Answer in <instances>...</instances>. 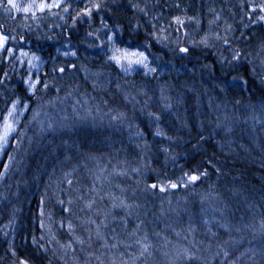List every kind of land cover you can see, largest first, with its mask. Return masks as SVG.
Masks as SVG:
<instances>
[{"label": "trees", "instance_id": "16d2710c", "mask_svg": "<svg viewBox=\"0 0 264 264\" xmlns=\"http://www.w3.org/2000/svg\"><path fill=\"white\" fill-rule=\"evenodd\" d=\"M70 2L73 5L72 17H74L78 8L73 0ZM104 2L107 4L106 8L99 13H94L91 20L79 19L75 26L72 18L63 12H60V16L64 19L47 14L43 15L37 25L32 20L24 21L22 14H14L15 19H7L0 10V23L15 28V34L18 37L24 35L26 43L21 42L24 48L31 49L45 60L41 79L50 81L49 90L44 91L38 85L37 96L34 97L27 92V86L22 82L25 75L22 73L23 70L17 66L15 72H10L11 79L0 85V112L5 107V97L9 101L20 97L30 104V113L28 112L23 120L25 123L29 120L32 109L36 107L51 112L66 111L63 115L69 117L76 109L77 100L83 102L94 97L98 105L97 109H99V122H106L102 125L103 129L95 131L87 128L81 134L75 130L76 133L68 135L63 128L58 129L59 133L55 134L51 140L48 141L45 138L40 142L34 143L33 141V146L28 151L19 153L17 157L13 156L14 139L12 140L11 149L6 151L0 161V173L4 172V165L9 167L5 179L0 180V264H14L17 259L12 255L9 244L15 247L18 256L31 255L34 257L35 264H47L46 258L49 257L50 252L44 253L31 243V237L35 236L38 240L42 237L40 201L45 198L46 209L52 211L55 219L59 220L61 212L59 205L55 203L53 181L61 178L63 171H70L74 166L79 165V154L83 158L97 157L98 160H108L113 164V161L119 160L127 162L118 166L128 171L122 182L114 180L113 185L104 182V191H112L116 196H120V188L116 187L120 185L127 189L123 195L128 197L129 202L142 203L141 212L137 217H128L126 229L117 219L110 224L108 231L111 234V228L114 227L121 233V237L125 238L127 232H130L139 220H142L144 223L141 228L147 232L153 244V254L148 257V264H170V260L167 262L161 259V255H157L159 250L156 244L162 245V242L155 234L161 225L148 221L154 216V212L159 211L158 205L165 201H160L159 192H145L143 184L137 185L136 181L140 177L132 172V169L137 167L133 164L136 159L131 160L133 158L132 145L133 143L142 145L143 142L138 140L134 135L135 132L127 133L124 128L113 131L111 127L118 126V123H113L115 121L101 120V116L110 117L117 111L127 113L130 119H132V114L137 116L138 112H133L131 104L135 103L137 108L143 106L136 100L132 101L131 97L139 92L141 87L147 93V105L146 114L143 117L146 120L141 124L140 129L145 133V139L151 146V150L144 154L139 147L138 158L144 161L139 167L142 168L147 182L151 183L157 176L163 181L168 179L176 181L184 172L193 170L196 166L207 169L209 172V177L195 186L190 185L188 189L170 190V193L177 196L174 198L169 195L174 199H169L171 204L169 200H166L168 203L166 205L171 206L165 207H172L176 210L181 208V210H189L193 213L192 211L197 207L195 194L209 196L214 191L219 195L212 196V198L218 200L219 197V200L226 202L233 214L238 215L243 212L247 216L253 211L264 217V126L253 123L254 126L249 127L252 130L250 131L242 125H236L233 122L235 118L229 124L230 121H225L216 112V109L219 110V107L224 104L233 106L231 110L233 113L240 107L239 105L246 106L247 103L264 102V80L261 79L264 72H261L256 64L258 74H253V65L247 60L242 61L237 67L222 64L220 55L230 57L231 53L225 54L221 42L215 49L214 47L210 49L201 46L193 47L191 43V41L198 43L205 33H209L212 39V32L206 29L208 25L211 26L218 21L219 25L216 26L217 29H214L215 33L224 35L225 25H231L232 30L228 33V37L233 41V45L241 52L252 53L254 56L260 51L259 46L264 42L262 26H252L246 31L243 30L241 27L244 21L240 20L241 17L235 14V11L230 13V10L234 8L233 0H104ZM177 3L179 7H176ZM133 4H138L140 8L146 7L147 13L133 8ZM217 14H219V19H216ZM174 15L196 17L199 24L195 20L186 22L185 28L189 33L188 36L167 28L166 33L160 34L169 35L166 47L164 43L156 42L150 33L156 30L152 27L153 24L157 28L167 27ZM101 16L110 25L111 30L117 33V41L121 45L140 46L147 41L151 45L148 51L155 57L153 62L159 66L162 75H156L151 79L144 78L139 73L132 78L125 79L107 60L106 49L98 46L100 42L87 35L90 31L102 28ZM153 16L157 19L153 20ZM213 20L215 22L210 23ZM25 23L31 26L30 29L24 26ZM116 25L120 27L117 28ZM178 36L183 44L192 49L191 56L181 59L172 51L176 48ZM90 44L97 46L89 47ZM69 46L77 51L76 58L61 61L60 50ZM249 59H252V56ZM69 63H75L79 70L69 68L63 78H58L56 73L51 72L54 64L67 66ZM81 64L89 70L90 74L87 78H85L84 71L80 69ZM6 70L8 69L5 66L0 65V74ZM43 73H48V76L45 77ZM234 76L238 79L233 80ZM240 77L243 79H239ZM156 82L159 85H155ZM117 84L120 85L119 88ZM56 88L60 91L57 92ZM162 88L165 96L182 95L185 98V104L179 107L181 111H177L176 114L170 112L164 115L163 111L160 126L167 131L169 136L173 137L172 140L154 136L155 126L147 118V112L159 113L163 109L160 101L156 99L152 101L153 95L159 91L161 93ZM69 92H72L71 96L67 95ZM194 98L200 99L199 103L202 104L199 116L196 115L197 107ZM88 107H91L90 104H83L80 108L85 111ZM181 112L186 114V119L183 120L186 126L177 125L176 117L181 116ZM105 119L108 118L105 117ZM132 125L134 126V123ZM124 126L126 128L127 124ZM200 136L204 139H200ZM165 147L169 148V154L164 153ZM66 156H71L72 159L66 160ZM9 157H12L11 161ZM109 167L111 171L114 169L112 165ZM217 168L219 172L216 171ZM74 176L80 180L82 188L92 183L86 178L85 173L81 174L80 168ZM61 187L66 188L67 185H61ZM176 198H181L178 200L180 202L176 201ZM105 204L109 205L103 202V205ZM178 205L181 206L178 207ZM151 207L154 208L152 212ZM116 215L119 217L120 212L116 211ZM181 219L179 218L181 220L179 226L184 232L189 223L184 217ZM193 225L195 226L194 236L201 239L202 227H199L197 223ZM65 231L56 232L58 239L63 243H67L70 239L65 235ZM5 232L8 233L7 236L4 235ZM95 243L94 248L96 249L93 251L100 255L102 250L97 245L99 243ZM102 259L107 262V256ZM51 261L53 264H58L55 260L51 259ZM212 264L223 263L215 261Z\"/></svg>", "mask_w": 264, "mask_h": 264}, {"label": "snow or ice", "instance_id": "6c2138e0", "mask_svg": "<svg viewBox=\"0 0 264 264\" xmlns=\"http://www.w3.org/2000/svg\"><path fill=\"white\" fill-rule=\"evenodd\" d=\"M179 6L180 5L177 3L176 7ZM106 7L107 4L104 0H88L85 5L77 6L78 10L75 11V16L72 17L73 5L70 0H0V10H2L7 19H15L14 14H23L22 19L24 21L32 20L36 22L37 25L43 18L44 14L59 16L61 19H64L63 16H60V12H63L66 16L72 18V23L75 26L79 19L91 20L94 13H99ZM132 7L138 8L140 11L147 13L146 7L140 8L138 4H133ZM240 7L244 10V15L247 18L251 19L253 15H255L256 19L253 23H264V0H260L259 3H257L256 0H240ZM152 19L155 20L157 17L153 16ZM216 19H219V14L216 15ZM193 20L199 24V20L196 17L174 15L171 17V21L168 23L167 27L157 28L156 25L153 24L152 27L156 30L151 32L150 35L156 42L164 43L167 47L166 42L169 41V35L160 34L166 33L167 28H172L174 32L182 33L184 36H188L189 33L185 28V24L186 22ZM214 22V20L210 21V23ZM100 24L102 25L101 29L90 31L87 35L94 37L95 40L99 41L100 43L98 46L100 48L106 49L105 55L107 56L108 61L118 66L124 73H129L134 71L136 68H140L143 70V75L145 76L150 74H159L160 68L158 65L153 64L155 57L148 51V48L151 47V45L147 41L140 46H121L117 42V33L111 30L110 25L105 21L103 16L100 17ZM24 26L29 29L31 27L27 23H25ZM115 27L119 28L120 25H116ZM137 27H139V24H137ZM245 27H247V25H245ZM231 30L232 26L226 24L224 35L213 32L211 33V37L214 39H210L209 33H205L198 43L196 41H191V43L193 47L201 46L210 49L216 47V41H220L222 45L227 46L225 50L228 48L231 49L230 57L223 56L222 54L220 55L222 64L230 67H237L242 61L247 60L249 64L253 65V74H258L256 64L257 61H259L260 71L264 72V42H262L259 46L260 51L254 56L252 53L241 52L239 48L232 44L228 37V33ZM15 33V28L5 23H0V65H3L8 69L0 74V85L5 84L7 80L11 79L10 72H15L17 65L23 68L26 64L27 75L22 78V82L27 86V92H30L32 96L35 97L37 96L38 85L44 91H48L50 88V81L47 79H41L39 75L35 74L42 72L41 66L44 64V60L35 52L25 51L24 44L21 43L25 42L24 35H19L18 37ZM94 46L97 45H89V47ZM57 51H59V49ZM172 51L181 59L192 55V49L183 44L179 36L176 38V48L172 49ZM63 56L76 57L77 51L72 50L71 46H69V50L64 51ZM250 56H252V59H249ZM69 68L79 70L77 69V65L75 63H69L67 66L54 64L51 68V72L56 73L58 78H63ZM80 69L84 71L85 78H87L90 74L87 67L81 64ZM43 75L47 77L48 73H43ZM55 78L56 77H54V79ZM237 79L238 77H233V80ZM239 79L243 78L240 77ZM261 79L264 80V76H262ZM244 83H247V81H244ZM93 87H96L95 83L93 84ZM119 87L120 85L117 84V88ZM77 88H79V85H77ZM56 91L59 92L60 89L56 88ZM67 95L71 96L72 92H69ZM144 95H147V93H144ZM4 99L5 107L3 111L0 112V152L3 151L4 146L8 143L12 134L16 131L19 123V117L27 111L29 107L28 103L20 97L10 101L7 97ZM169 99L170 97L164 95V89L162 88L161 100L164 101L163 109L159 113L149 111L147 112V115L155 125L153 135L159 138L172 140L173 137L169 136L167 131L160 126L163 118V110L171 108V104L167 102ZM132 101H135V97H132ZM76 103L80 104L81 102L77 100ZM146 105L147 101H145V107ZM97 111H99V109H97ZM141 111H144V107L141 108ZM33 119H35V116ZM62 119L67 121L69 120V117L64 116ZM81 119H83V117H81ZM128 120L129 118L125 112L117 111L115 115H110V121L125 123ZM60 126L65 127L66 125L62 123ZM48 127L52 128L53 125L49 124ZM127 127L131 132L133 128L132 123L128 122ZM135 128L136 130L134 135L139 141L143 142L142 145L138 143L137 147H140L141 151L146 154L147 151L151 150V146L145 139V133L140 129V126L136 125ZM53 130L55 129L53 128ZM200 139H204V137L200 136ZM17 143L19 144L20 141L17 140ZM163 151L165 154H169L170 152L167 147H165ZM65 159L70 161L72 157L66 156ZM173 159H175V157H173ZM11 160L12 157H9V161ZM209 163H211V161H209ZM78 167L79 165L74 166L70 171H63L62 177L53 181L55 184V203L59 205L61 212L59 220L54 221L53 213L51 211H46L45 198L41 199L39 208L41 218L40 228L45 229L47 238L42 236L38 240L37 237L33 236L31 237V243L36 245L38 249L43 250L44 253H47L49 251L47 245L55 242L58 245L57 250H62L61 259H64L69 255V253H71L72 259L77 261V248L74 245L79 246L80 252H85V245L88 246V249H91L93 242H97L99 243L100 250H102L101 254L97 255L95 251H88L87 255L90 258H94L98 264H106V260L102 259L103 256H107V264H141V262L142 264H148V257L153 254V244L149 239L147 232H144L141 228V225L144 223L142 220H139L136 227L130 232H127L125 238H122L121 233L114 227L111 228V234L108 231L110 224L117 219L121 221L122 226L126 229L128 217L133 215V209L138 208L139 205L134 201H128V197L123 195L127 189L121 187L120 185H116V187L120 188V196H116L112 191H104L105 180H107L109 184L112 183L111 179H109L112 173H109L106 168H101L99 173L88 169L89 175L92 178V183L90 186L82 188L80 186V180L76 179L74 176ZM8 171V165H4V172L0 173V180L5 179V175ZM216 171L219 172V169L217 168ZM113 172L117 176H125L128 174L127 169H114ZM132 172L136 173L140 177L137 179L136 183L137 185L143 184V190L145 192L153 191L159 193H166L170 190L181 188L188 189L190 185L195 186L198 182H201L209 177L207 169H202L200 166H196L193 170L184 172L183 175L176 181L171 179L163 181L159 178V176H157L154 181L148 183L142 168H133ZM64 184L67 185L66 188L61 187V185ZM218 195V193L213 191L211 195L204 196L201 203H203L204 200H211L212 196ZM106 198L110 201V206L106 204L101 206L102 202L105 201ZM81 202L83 207L77 209V204ZM168 202L171 204L170 200ZM117 209L124 210V215L117 217ZM217 211H219V209H217ZM78 212L86 214L81 216ZM45 218L49 221L47 225L45 224ZM74 220L79 223H74ZM53 222L58 227V230H66L70 237L67 243H60L59 240H57L52 230ZM9 223H11V221ZM203 223L207 228L208 234L215 238L218 233L213 231L214 225L212 224V221L204 219ZM216 224L229 234L233 231V227L224 221L223 216L216 220ZM5 227H7V225ZM78 227L83 228L86 235L78 234ZM259 227L261 231H264V219H261ZM240 230V228L235 229V231ZM187 231H195V226L191 223V220ZM141 232H143V235H141ZM175 234L176 236H180V232H176ZM4 235L7 236L8 233L5 232ZM156 235L159 236L160 233H156ZM184 238L187 239V236ZM164 242L165 244L170 243L167 237H164ZM191 243L192 247H176L172 251H165L164 255L169 257L170 264H196L198 261H202L203 264H209V260L215 259V257L219 256L223 257V264H238L239 258L229 259L231 256V252L229 251L231 244L228 240L224 241L223 244L218 243L217 250L211 257L204 256L194 240ZM208 248L211 250V245H209ZM9 249L11 250L12 255L17 257L14 264H35L33 256H18L17 251L12 244H9ZM249 251H251V249ZM244 255H246V253H241V256ZM253 255H255L254 252ZM85 264H90V260H86Z\"/></svg>", "mask_w": 264, "mask_h": 264}, {"label": "rangeland", "instance_id": "374dc122", "mask_svg": "<svg viewBox=\"0 0 264 264\" xmlns=\"http://www.w3.org/2000/svg\"><path fill=\"white\" fill-rule=\"evenodd\" d=\"M222 1H224V0H222ZM73 2L76 6H83L88 2V0H73ZM256 2L259 3L260 0H256ZM233 5H234V8L230 10L231 12L230 11L229 12L232 13L235 11V14H237L239 17H241L240 20L244 21V25L241 27L243 30L245 29V31H246L252 26L253 27L262 26V29L264 31V23H253V21L256 19L255 15H253V17L251 19L247 18L244 15V10H242L240 7V0H233ZM74 10H75V8H74ZM15 15H19V14H15ZM44 15H47V14H44ZM238 21H239V18H238ZM217 25H219L218 21L211 26L208 25V28L206 29V31L213 33L214 29H217L216 28ZM245 25H247V27H245ZM225 28H226V25H225ZM262 34H263V32H262ZM259 36H262V35H259ZM212 39H214V38H212ZM230 41L233 44V41L231 39H230ZM215 43H216V47H214V49L219 46L220 41H216ZM121 46H123V45H121ZM222 47L224 49L227 48V46H224V45H222ZM68 50H69V47H64L63 49L60 50L59 57L61 58V61L76 58V57H71V56H69V57L63 56V52L68 51ZM25 51L33 52L31 49H27V48H25ZM224 51H225V54L231 53L230 48H228L227 50H224ZM17 55H18V53H17ZM38 56H40V55H38ZM110 63L113 64L112 62H110ZM153 64L155 65L154 62H153ZM257 64L259 66V61ZM17 66L20 70H23L22 73L26 76L27 75V65L25 64V66L23 68H21L19 65H17ZM114 66L118 69V71L121 73V75L125 77V79L132 78L136 74H139V73L144 78L153 79L156 76V75H152V74L145 76V75H143V70L140 68H136L134 71L129 72V73H124L123 71H121V69L118 66H116V65H114ZM44 67H45V60H44V64L41 66L42 72L44 70ZM42 72L35 73V74L39 75L41 77ZM158 75L159 76L162 75V74H160V71H159ZM155 85H159V83L156 82ZM143 89L144 88L141 87L139 92L135 93V95L132 96V97H135L136 102H139L140 105L144 107V111H141L142 107L137 108V105L135 103L131 104V106L133 108V112H138L137 116H136V114H132L133 115L132 119L129 118V120H128L129 122L134 123V126L132 128V132H135V130H136L135 126L136 125L142 126L141 124L144 123L146 120V119H143V117H145V114H146V112H145L146 111L145 101H146L147 96L144 95L145 91ZM167 97H169V96H167ZM155 99L160 101L162 104L161 106L163 107L164 101L161 100L160 91L153 95L152 101H154ZM179 100H180V102H179ZM199 100L200 99H198V98L195 99V106L197 107V111H196L197 114L196 115H198V116H199V114H198L199 111L202 109V104L199 103ZM183 101H184V103H183ZM80 102H81L80 104H77V106H75V108H76L75 111H73L71 116L69 115V120H67V121H64L62 119L64 116H66V115H63V114H65L66 111H63L61 113L58 110L51 112L49 110H41L39 107H36V108L32 109V112L29 116V120L25 123V122H23L24 117H26L28 112L30 113V107H28V110L25 111L19 117V123L17 125L16 131L12 134V137L9 139L8 143L4 146L3 151L0 152V161L4 157L6 151L11 149V147H12L11 142L13 139H14V144H13V153L14 154H13V156L17 157L19 153H22V152L24 153V151H28L30 149V147L33 146L34 143L40 142V141H42V139H45V138L48 141L51 140L55 134L59 133L58 129L63 128L65 133H68V135H73L74 133H76L75 130H77V133L81 134V132L87 128H88V130H95V131L98 129H103L102 125L105 124L106 122H99V118H98L99 111H97L98 105H97L95 98L91 97L90 99H86L83 102L80 100ZM167 102L171 104V108L163 110L164 115H166L170 112H172L173 114H176L177 111H181L179 109V107L185 104V98L182 95L181 96L172 95ZM83 104L84 105L90 104L91 107L90 108L88 107L87 110L82 111V108H80V107H82ZM28 105H30V104L28 103ZM239 106L240 107H238L235 111H233V113H231V110H233V106H231L229 104H224L221 107H219V110L216 109V112L220 116H222L225 121H230L229 124H231V121L234 120V118H235V121H233V122H235L236 125H238V126L242 125L244 128H246L250 131H252L249 128L250 125L254 126V124L255 125L257 124L259 126H264V102L247 103L246 106H242V105H239ZM37 113H38V115H37ZM59 115H63V116L60 117ZM34 116H35V119H33ZM81 117H83V119H81ZM105 117H107L108 119H105ZM147 118H149V117H147ZM229 118H231V120H229ZM109 119H110V117H108V116H104V117L101 116V120H103V121H108ZM184 119H186V114H184V112H181V116L176 117L177 125L182 124L181 126H183V125L186 126V124H183L185 122V121L183 122ZM128 121L125 123H120V122L115 121L113 123H118V126L116 128L114 126H112L111 128L114 129L113 131H115L119 128H124L125 131H127V133H132L129 131L128 127L125 128V126H124V124H127ZM62 123L65 124L66 126L61 127L60 125ZM49 124H52L53 127L52 128L48 127ZM23 125H24V128H23ZM153 126H155V125L153 124ZM21 128H22V131L20 132ZM53 128L55 130H53ZM17 140L20 141L19 144L17 143ZM33 141H35V142L33 143ZM25 144H29V146H25ZM134 145L136 147L135 150H134ZM139 151L140 150H139V147H137V144L133 143L132 150H131V155L133 158L131 160L136 159L133 164L136 165L137 167H139L142 163H144L142 158H140V159L138 158L139 157L138 156ZM143 153H142V155H143ZM79 157L80 158H79V163H78L79 167L78 168H80L81 174L85 173L86 178H88L90 181H92V178L89 175L88 169H91L93 172L99 173V170L101 168H106L109 173H112V175L109 177V179H111V181H112V183L110 185L114 184V180H117L118 182H122V179L124 176L115 175L113 170L114 169H121L119 167H120V165H122V163H125V161H122V160H119L117 162L113 161L114 162V164H113L112 162H110L106 159H105L106 161L98 160L97 157H93V158L89 159V157L86 156L83 158V156L81 157V154H79ZM111 158H113V157H111ZM109 165L113 166L114 169L112 171L110 170ZM105 182H107V181H105ZM106 184H109V183L107 182ZM170 192L171 191L166 192V193H159L160 194L159 197L161 198L160 201L161 202L165 201V202H163L162 204L160 203L158 205L159 211H157V212H159V213L154 212V216L148 220L152 224L161 225L160 229L157 231V233H160V235L159 236H157L156 234L155 235L158 239H161L160 242H162V245H160V243L156 244V245H158L156 248L159 250V253L157 255H161L162 260L165 259L167 262H169V260H170L169 257H166L164 255L165 251H172L176 247H181V248L182 247H192L191 242L193 240L195 241L196 245L201 249V252L204 256L211 257L213 255V253L217 250V244L218 243L223 244L224 241L228 240V241H230V244H231V247L229 248V251L231 252V256L229 257V259L239 258L238 264H264V231H261L260 227H259L260 221H261V219H264V217H262L261 215H258L256 212H253V211L250 214H248L247 216L244 215L243 212L241 214H238V215L233 214V211H231L227 207V203L222 201V200H219V197H218V200H214V198H212L211 200H204V202L201 203V200L204 197V195H202L200 193L195 194V197H196L195 201L197 202V207H196V209H194V211H192V209H191V211L193 213H190L189 210H181V208H179L178 210H176L172 207L166 208L165 206H171V205H166V204H168V203H166V200L172 199L173 197L175 198L177 196V195H174L173 193H170ZM169 195L173 196V197H170ZM180 199L181 198H176L175 200L178 201ZM107 200L108 199L106 198L105 201H103V202L109 203V206H110V201L109 200L107 201ZM103 202H102L101 206H103ZM178 202H180V201H178ZM141 204L142 203L138 204L139 205L138 208L133 209V215L132 216H134V217L138 216V214L141 212L140 211L141 210L140 209ZM180 206L181 205H178V207H180ZM80 207H83L82 202L77 204V209H79ZM178 207H175V208H178ZM217 209H219V211H217ZM153 210H154V208L151 207V212ZM46 211H49V209H46ZM116 211L120 212L119 217L124 215V210L117 209ZM78 214L81 216H84L86 213L78 212ZM221 216L224 217L225 222H227L230 226L233 227V231L230 234L228 232H226L223 228H220L216 224V220L219 219ZM182 217H184V219L188 223H190V220H191L192 224L197 223L199 227H202L201 239L196 238L194 236V232H188L187 231L189 225L187 227H185V229H184V232H186V233L184 234V232H182L183 230L179 226L180 221L182 220L181 219ZM179 218L181 220H179ZM204 219H208V220L212 221V224L214 225L213 231L218 233V235L215 238H213L210 234H208L207 228L203 223ZM54 221H56L55 217H54ZM48 223H49V221L45 218V224L47 225ZM74 223H79V222L75 221ZM56 228H58V227L53 222L52 230H53V233L55 234L57 240H59L56 232L57 231L60 232V230H58ZM236 228H240L241 230L235 231ZM161 229H162V232H161ZM176 232H180V236H176V234H175ZM77 233L80 235H86L83 228H80V227L77 228ZM187 233H189V234H187ZM65 235L69 236L66 231H65ZM42 236L47 238V234L45 232V229L42 230ZM185 236H187V239L184 238ZM164 237H167L168 241H170V243L165 244ZM230 237H231V239H230ZM59 242L63 243L60 240H59ZM201 242H203V243H201ZM93 243L95 245L92 244L93 248H91V249H88L87 245L84 246L86 249L85 252H80L79 246L74 245L77 248V251H76V256L78 257L77 261H74L72 259L71 253H69V255L67 257H65L64 259H61L60 257L62 255V250H57L58 245L55 242L52 244H48L47 247L49 249L50 255H49V257L46 258L48 260L46 263L47 264H53V262L51 261V259H52L53 261L55 260L58 264H85L86 260H90V264H98V262L94 258H90L87 255L88 251H93L94 249H96V248H94L96 246V243L95 242H93ZM97 245L99 246V244H97ZM209 245H211V250H209V248H208ZM250 249H251V251H249ZM253 252L255 253V255H253ZM241 253H246V255L241 256ZM215 261L223 263V257L222 256L215 257V259L209 260V264H212ZM106 264H107V262H106ZM196 264H203V262L198 261V262H196Z\"/></svg>", "mask_w": 264, "mask_h": 264}]
</instances>
